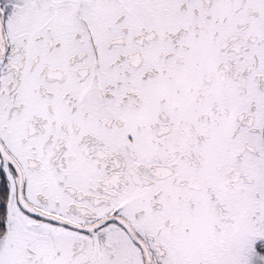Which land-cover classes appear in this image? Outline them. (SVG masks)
Wrapping results in <instances>:
<instances>
[{
    "label": "snow or ice",
    "instance_id": "obj_1",
    "mask_svg": "<svg viewBox=\"0 0 264 264\" xmlns=\"http://www.w3.org/2000/svg\"><path fill=\"white\" fill-rule=\"evenodd\" d=\"M0 264H264V0H0Z\"/></svg>",
    "mask_w": 264,
    "mask_h": 264
}]
</instances>
